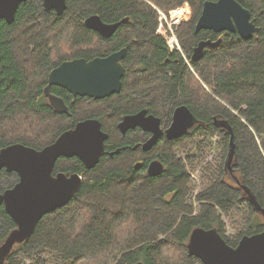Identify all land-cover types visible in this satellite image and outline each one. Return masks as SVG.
I'll use <instances>...</instances> for the list:
<instances>
[{
  "label": "trees",
  "instance_id": "trees-1",
  "mask_svg": "<svg viewBox=\"0 0 264 264\" xmlns=\"http://www.w3.org/2000/svg\"><path fill=\"white\" fill-rule=\"evenodd\" d=\"M149 1L165 12L189 58L200 39L212 36L206 30L195 33L208 0ZM236 1L249 10L260 32L249 40L227 35L221 47L189 61L196 73L157 34L160 16L146 0H67L59 16L46 13L41 0H28L13 23H0V151L14 144L42 150L87 118L101 120L109 135L94 169L77 157L56 163L55 173L83 177L80 191L69 205L44 216L34 235L16 245L4 264H202L187 249L196 228L217 229L232 247L264 230V218L256 210H264V0ZM91 15L113 23L129 18L133 24L125 21L111 38H102L85 27ZM121 47L128 54L119 94L73 99L59 88L55 93L71 106L72 117L48 106L43 88L56 63ZM178 104L188 105L198 119L187 136L161 138L144 152L141 143L146 138L138 129L124 136L118 131L124 115L143 107L167 127ZM221 117L229 119L236 143L230 168L232 133L215 125L214 119ZM218 137L224 142L225 167L194 202L188 162L202 158ZM193 145L195 149L185 153L187 159L176 153ZM156 158L167 171L147 176ZM18 180L16 173L2 171L0 192ZM236 213L238 217L232 216ZM224 216L237 221L240 233L233 244L225 234ZM15 227L1 205L0 246Z\"/></svg>",
  "mask_w": 264,
  "mask_h": 264
},
{
  "label": "water",
  "instance_id": "water-1",
  "mask_svg": "<svg viewBox=\"0 0 264 264\" xmlns=\"http://www.w3.org/2000/svg\"><path fill=\"white\" fill-rule=\"evenodd\" d=\"M28 0H0V22L11 24L15 21L20 5ZM47 11L55 10L58 15L66 11L67 0H44ZM122 20L114 25L104 22L100 15H91L85 20V27L96 31L104 38L114 35L125 22ZM260 29L253 21L249 10L236 0H208L204 3L195 32L202 30L239 33L244 40L254 38ZM222 40L216 42L203 41L195 49L194 61H199L205 55L206 47H218ZM125 51L92 61L74 59L63 62L49 76V85L45 95L50 103L60 112H69V107L63 99L51 94L53 85L60 86L74 97L89 99H104L121 91L124 71L120 61ZM1 61V58H0ZM198 123V119L187 107L175 110L171 125L164 131L160 118L147 116V111L124 117L118 130L124 136L129 130L142 128L150 132L151 139L142 144V151L151 150L162 136L167 140H176L188 134ZM215 125L228 133L232 128L226 121L215 120ZM109 135L103 130L99 119L89 118L79 121L72 129L65 131L51 145L42 150L28 148L21 144L3 149L0 152V173L4 167L9 172H17L21 182L13 189L0 194V205L4 204L8 214L13 218L17 228L8 236L0 247V264H4L16 244H21L33 236L40 220L54 209H59L72 201L82 186L81 175L75 173L71 177L63 173L53 174L56 161L65 156L79 158L89 170L94 169L103 155L105 143ZM236 155V143L232 133L227 167L230 168ZM28 159L33 168L39 172H25L27 166L22 161ZM140 165V164H138ZM164 164L154 160L148 168L151 177L160 175ZM35 176L44 186L33 196L30 193L35 188ZM58 200L59 206L49 208V202ZM252 204L257 206L254 199ZM56 209V210H57ZM264 214V210L257 207ZM55 211V210H54ZM187 249L191 256L198 257L204 264H264V230L260 233L244 236L236 247L230 246L217 229L196 228L188 241ZM138 264H144L139 262Z\"/></svg>",
  "mask_w": 264,
  "mask_h": 264
},
{
  "label": "flooded vegetation",
  "instance_id": "flooded-vegetation-1",
  "mask_svg": "<svg viewBox=\"0 0 264 264\" xmlns=\"http://www.w3.org/2000/svg\"><path fill=\"white\" fill-rule=\"evenodd\" d=\"M27 2V1H26ZM26 2H24V3H26ZM41 2H42V6H43V10L46 12V13H50V14H55V15H57V16H59L58 14H57V12L55 11V10H52V11H47L46 9H45V6H44V0H41ZM23 4V3H22ZM21 6V5H20ZM244 7V6H243ZM245 8V7H244ZM18 10H19V8H18ZM18 10H17V12H18ZM65 13V12H64ZM63 13V14H64ZM17 14V13H16ZM167 16V15H166ZM168 18V17H167ZM15 19H16V17H15ZM169 20V19H168ZM2 21H5V20H2ZM1 21V22H2ZM127 22H129V23H131V24H133V21H131L129 18H128V20H126ZM253 21V20H252ZM0 22V23H1ZM6 23H7V21H5ZM121 22V21H120ZM170 22V21H169ZM107 24H109V25H114V24H116V22L115 23H113V22H106ZM117 23H119V22H117ZM171 24V27H172V29H173V31H174V33H175V35H176V37H177V40H178V43H179V45L181 46V49H182V51H183V53H184V50H183V47H182V45H181V42H180V40H179V38H178V36H177V33H176V29L174 28V26L172 25V23H170ZM197 24V23H196ZM196 26V25H195ZM160 27H161V22H160V17H159V26H158V29H157V34L158 35H161V36H163L164 37V39H165V41H166V44H167V46H168V48H169V44H168V38L169 37H171L172 36V34H171V32L169 31V28L167 27V25L166 24H164V29H163V32H166L167 31V34H164V33H162L161 31H160ZM118 30V29H117ZM206 31H208V32H210V33H212V36L211 37H208V38H206V39H200L196 44H195V46L193 47V49H192V53H191V57L189 58L185 53V56H186V58L189 60V61H191V62H196V61H194L193 60V56H194V53H195V49L200 45V43L201 42H203V41H212V42H216V41H218V40H222V44H220L218 47H214V48H212V47H206V49H205V54L207 53V51H211V50H213V49H217V48H219V47H221L226 41H227V35H236V37H239V38H242L241 37V35L239 34V33H233V32H226V34H224V32H222V33H215L214 31H209V30H206ZM93 32H95L96 34H98V36H100V37H102L99 33H97L96 31H93ZM196 33V32H195ZM114 34V33H113ZM197 34V33H196ZM113 36V35H112ZM102 38H104V37H102ZM109 38H111V37H109ZM109 38H107V39H109ZM228 39H232V37H229ZM169 50H170V52L171 53H173V52H175V51H177V50H175V51H172L170 48H169ZM122 51H125V56H124V58L120 61V64L122 65V67H123V71H124V74H123V77H122V79H121V83H122V87H121V90L123 89V80L126 78V75H127V64H126V59H127V54H128V49L127 48H125V47H121V48H119L118 50H116V51H111V53H108V54H105V55H101V56H95V57H92V58H86V57H79V58H76V59H86L87 61H92L93 59H95V58H98V57H100V58H103V57H108V56H110V55H113V54H116V53H120V52H122ZM178 53H180L179 51H178ZM181 54V53H180ZM205 56V55H204ZM183 57V56H182ZM0 58H1V55H0ZM204 58V57H203ZM74 60V59H73ZM69 61H71V60H69ZM64 62H66V61H64ZM63 63V61H61V62H59V63H56L55 64V66L53 67V68H51V70H50V72L48 73V79H47V84L44 86V88H43V92H44V96L46 97V103L48 104V106L55 112V113H57V114H60V115H66V114H63V113H58L56 110H54V108H53V106H52V104L50 103V99H49V97L48 96H46L45 95V89H46V87L49 85V76H50V74H51V72L54 70V69H56L57 67H59L61 64ZM62 89V90H64V91H66V92H68V90H66V89H64V88H62V87H60V86H57V85H53L52 87H51V90H50V92H51V94L52 95H54V96H56V97H59V98H61V99H63L64 100V102L67 104V102H66V100H65V98H63L62 96H59L58 94H56L55 93V89L57 90V89ZM121 92V91H120ZM119 92V93H120ZM119 93H114L113 95H116V94H119ZM73 99H76V98H78L79 96H77V97H74V96H72L70 93H68ZM113 95H111V96H113ZM111 96H109V97H111ZM109 97H107V98H109ZM80 98H84V97H80ZM89 99V98H88ZM105 99V98H104ZM90 100H97V99H90ZM98 100H102V99H98ZM67 106L69 107V110H70V115H67L68 117H72V115H73V112L71 111V106L70 105H68L67 104ZM180 107H187L190 111H191V108H189L188 107V105H186V104H178V105H176V106H174L173 108H174V112H175V110L176 109H178V108H180ZM142 111H147V116H150V115H154L153 113H151L147 108H140L138 111H136V112H134V113H130V114H126V115H124L122 118H121V120L119 121V123L124 119V117H126V116H130V115H136V114H138V113H140V112H142ZM192 112V111H191ZM193 113V112H192ZM193 115L195 116V114L193 113ZM156 116V115H155ZM157 117V116H156ZM196 117V116H195ZM158 118H160V117H158ZM197 118V117H196ZM87 119H89V118H87ZM172 119H173V117H172ZM161 120V119H160ZM215 120H218V121H226V122H228V124L230 125V121H229V119H227V118H223V117H221V118H215L214 119V122H215ZM80 121H82V120H80ZM78 123V122H77ZM76 123V124H77ZM119 123H118V125H119ZM171 123H172V121L170 122V124L167 126V127H164L163 126V124H162V120H161V124H162V128H163V130L165 131L170 125H171ZM76 126V125H75ZM231 126V125H230ZM102 128H103V126H102ZM117 128H118V126H117ZM72 129V128H71ZM136 129H138V131L139 132H141V134H142V136L143 137H145L146 138V140L143 142V143H141V145L142 144H144L146 141H148L149 139H151V137L154 135H152L150 132H147V131H144L142 128H136ZM194 129V128H193ZM193 129H191L190 131H193ZM69 130V129H68ZM135 130V129H134ZM67 131V130H66ZM129 131H131V130H129ZM190 131L188 132V134L187 135H189V133H190ZM65 132V131H64ZM63 132V133H64ZM221 132H224L225 134H226V132L227 131H225V130H223V129H221ZM62 133V134H63ZM121 134V133H120ZM122 135V134H121ZM187 135H185V136H187ZM60 137V136H59ZM58 137V138H59ZM57 138V139H58ZM161 138H166V135H164V136H162ZM56 139V140H57ZM167 139V138H166ZM55 140V141H56ZM54 141V142H55ZM53 142V143H54ZM107 142V141H106ZM53 143H51V144H53ZM50 144V145H51ZM106 144V143H105ZM138 145H136L134 148L136 149V148H138L137 147ZM61 159V158H60ZM59 159V160H60ZM58 160V161H59ZM154 160H160V159H153L150 163H149V165L154 161ZM57 161V162H58ZM161 162H163L162 160H160ZM138 164H140L141 165V162H139V161H137L136 162V166L138 167V166H140V165H138ZM163 164H164V162H163ZM149 165H148V167H147V176H149V174H148V168H149ZM55 170V169H54ZM165 171H167V167H166V165L164 164V170H163V172H165ZM162 172V173H163ZM59 173H64V172H59ZM161 173V174H162ZM54 174H58V173H55L54 172ZM160 174V175H161ZM68 175V174H67ZM72 175V174H71ZM160 175H158V176H160Z\"/></svg>",
  "mask_w": 264,
  "mask_h": 264
},
{
  "label": "rangeland",
  "instance_id": "rangeland-1",
  "mask_svg": "<svg viewBox=\"0 0 264 264\" xmlns=\"http://www.w3.org/2000/svg\"><path fill=\"white\" fill-rule=\"evenodd\" d=\"M148 3H150L152 6L158 8L156 5H154L149 0H146ZM207 92H209V89H206ZM211 92V91H210ZM213 145H210L208 147V151L204 152L202 155V158H194L190 162H188L189 170L193 173L194 176H192L191 181V199H195L197 195H199L201 192H203L208 185L211 183V181L218 175L219 169H223L222 166L225 167V159L223 151H224V145L223 141L218 137L211 140ZM195 145L192 147H189L188 150H177L176 153L179 155L184 156L180 157H186L185 153H190V151L195 149ZM7 190V189H6ZM5 191V190H4ZM193 201V200H192ZM198 208V204L195 205ZM232 216L238 217V214H234ZM241 217H243V214H240ZM225 220V234L226 237L231 241V243H235L237 240V236L239 235V230L236 228V222H232L231 218H227L224 216ZM127 232V227H125L122 231V235L124 236ZM8 237V236H7Z\"/></svg>",
  "mask_w": 264,
  "mask_h": 264
},
{
  "label": "bare ground",
  "instance_id": "bare-ground-1",
  "mask_svg": "<svg viewBox=\"0 0 264 264\" xmlns=\"http://www.w3.org/2000/svg\"><path fill=\"white\" fill-rule=\"evenodd\" d=\"M214 32H215V33H218V32H216V31H214ZM201 59H202V58H201ZM201 59H200V60H201ZM52 106H53V105H52ZM53 108H54V107H53ZM54 110H56L58 113H63V114H66V115H70V110H69V112H67V113H66V112H60V111H58V110L55 109V108H54ZM14 145H16V144H14ZM14 145H10V146H8V147H11V146H14ZM21 145H22V144H21ZM24 146H25V145H24ZM8 147H6V148H8ZM25 147H27V146H25ZM6 148H4V149H6ZM28 148H30V147H28ZM2 150H3V149H2ZM2 150H1V151H2ZM1 151H0V152H1ZM104 152H105V148H104ZM104 152H103V154H104ZM102 156H103V155H102ZM102 156H101V157H102ZM60 158H67V157L62 156V157H60ZM60 158H59V159H60ZM59 159H58V160H59ZM58 160H57V161H58ZM57 161H56V163H57ZM22 162H23L24 165L27 166V170H26L25 172H35V171L39 172L38 170H36L35 168L32 167V165H31V163H30V161H29L28 159H25V160L22 161ZM99 163H100V162H99ZM99 163H98V164H99ZM55 166H56V164H55ZM55 166H54V169H55ZM96 166H97V165H96ZM96 166H95V167H96ZM54 169H53V170H54ZM2 171H6V172H8V173H16V174L18 175V178H19L18 182H17L12 188H9V189H7V190H5V191H3V192H0V194L4 195V193H5L6 191H8V190H10V189H13L17 184H19V183L21 182V179H20V176H19V174H18L17 172H9L8 169H7L6 167H4ZM2 171H1V172H2ZM0 174H1V173H0ZM53 174H54V173H53ZM63 174L67 175L66 173H63ZM74 174H75V173H74ZM74 174H72V175H74ZM72 175H67V176H68V177H71ZM81 180H82V185H83V181H84V179H83L82 176H81ZM45 183H46V182H42L41 180H39V178H38L37 176H35V188H36V190H33V191L30 193V195L33 196L34 194H37V190L41 189V188L44 186ZM81 187H82V186H81ZM77 194H78V193H77ZM77 194H76V195H77ZM76 195H75V196H76ZM75 196H74V198H75ZM74 198H73V199H74ZM73 199H72V201H73ZM72 201H71V202H72ZM71 202H70V203H71ZM70 203H68L67 205H69ZM2 205L4 206L5 211H6V213L8 214L5 205H4V204H2ZM67 205H65V206H63V207H61V208H64V207H66ZM0 206H1V205H0ZM52 206H55V208H56L57 206H59V201H58V200H52V201H50V202H49V208H51ZM61 208H59V209H61ZM56 209H57V208H56ZM56 209H54V210L56 211ZM54 210H52V212H54ZM57 210H58V209H57ZM50 213H51V212H50ZM50 213H48V214H50ZM48 214H46V215H48ZM8 215H9V214H8ZM46 215H45V216H46ZM9 216H10V215H9ZM10 218L13 220V218H12L11 216H10ZM43 218H44V217H43ZM43 218H42V219H43ZM42 219H41V220H42ZM41 220H40V221H41ZM13 222H14V220H13ZM39 223H40V222H39ZM39 223H38V225H39ZM14 224L16 225L15 222H14ZM38 225H37V227H38ZM37 227H36V229H37ZM16 228H17V225H16L15 229H16ZM15 229H14V230H15ZM12 231H13V230H12ZM12 231H11V232H12ZM11 232H10V233H11ZM9 235H10V234H9ZM9 235H8V236H9ZM33 235H34V234H33ZM7 238H8V237H7ZM7 238H6V240H7ZM29 239H30V238H29ZM29 239H28V240H29ZM6 240H5V242H6ZM26 241H27V240H26ZM26 241H24V242H26ZM5 242H4V243H5ZM24 242H23V243H24ZM4 243H3V244H4ZM23 243H21V244H23ZM3 244H2V245H3ZM16 245H20V244H16ZM16 245H15V246H16ZM15 246H14V247H15ZM0 247H1V246H0ZM13 249H14V248H13ZM13 249H12V250H13ZM11 252H12V251H11ZM9 255H10V254H9ZM190 255H191V254H190ZM193 257H196V256H193ZM7 258H8V257H7ZM196 258L199 259L198 257H196ZM199 260H200V259H199ZM200 261H201V260H200ZM201 262H202V261H201ZM137 264H138V263H137ZM202 264H204V263L202 262Z\"/></svg>",
  "mask_w": 264,
  "mask_h": 264
},
{
  "label": "built area",
  "instance_id": "built-area-1",
  "mask_svg": "<svg viewBox=\"0 0 264 264\" xmlns=\"http://www.w3.org/2000/svg\"><path fill=\"white\" fill-rule=\"evenodd\" d=\"M158 12L160 13V22H161V27H160V31L164 34H167L166 32H163L164 29V24L167 25V27L169 28V31L171 32L172 36L168 38V44L169 47L175 51V50H180L181 51V46L178 43L177 37L171 27V24L166 16V14L164 12H162L161 10H158Z\"/></svg>",
  "mask_w": 264,
  "mask_h": 264
},
{
  "label": "clouds",
  "instance_id": "clouds-1",
  "mask_svg": "<svg viewBox=\"0 0 264 264\" xmlns=\"http://www.w3.org/2000/svg\"><path fill=\"white\" fill-rule=\"evenodd\" d=\"M119 131V130H118ZM120 132V131H119ZM238 245V244H237Z\"/></svg>",
  "mask_w": 264,
  "mask_h": 264
}]
</instances>
